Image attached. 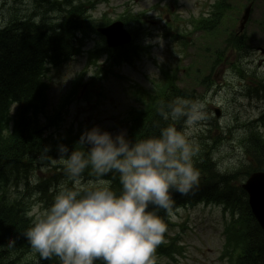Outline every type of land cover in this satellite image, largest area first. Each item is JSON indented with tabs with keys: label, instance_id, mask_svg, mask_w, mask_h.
Segmentation results:
<instances>
[{
	"label": "clouds",
	"instance_id": "clouds-1",
	"mask_svg": "<svg viewBox=\"0 0 264 264\" xmlns=\"http://www.w3.org/2000/svg\"><path fill=\"white\" fill-rule=\"evenodd\" d=\"M150 74L158 77V68ZM156 111L160 119L151 136L129 139L124 130L112 135L93 126L71 151L57 146L66 180L24 232L37 264H156L167 231L157 210L170 214L173 194L187 195L199 185L197 137L209 119L199 98L176 96ZM86 171L94 179L85 180ZM7 244L14 247L15 240Z\"/></svg>",
	"mask_w": 264,
	"mask_h": 264
},
{
	"label": "rangeland",
	"instance_id": "rangeland-1",
	"mask_svg": "<svg viewBox=\"0 0 264 264\" xmlns=\"http://www.w3.org/2000/svg\"><path fill=\"white\" fill-rule=\"evenodd\" d=\"M21 3H14V0H0V28L4 27L9 19L11 14L13 13V9H18L19 15L26 17L25 20H22L23 22H26L27 20L30 21V27L32 28V24L36 22L37 20L33 19L31 20L28 16V12L31 10V4L29 0H21ZM187 1V0H183ZM195 1V0H194ZM150 2H146L144 6L148 5ZM107 14L108 18L111 21H115L116 16L119 14H112L108 7L103 6L101 4L96 11L94 12V16L96 18L101 17L102 15ZM264 14V8L261 10H256L251 15V18L253 20H260L262 19ZM52 17H56L57 14H52ZM39 20L41 21V16H39ZM21 21V20H19ZM254 28V25L252 24L251 29ZM42 30V29H40ZM23 31L18 30L17 33L20 35ZM41 50L44 49L43 45L40 47ZM6 55V53H5ZM155 55L158 58L165 59L164 54L162 53L161 49H158L155 52ZM253 59L255 60V64L259 65V56L253 55ZM5 61V60H4ZM22 61L17 62V69H20V71L23 72V67L26 62L23 63V66L21 67L20 63ZM83 62V59L80 58L76 62L70 61L65 66L61 68L58 74H52L53 81L47 80L49 84V93H48V104L51 106L59 97V95L67 89L70 81L69 79L75 75V73L79 70L80 64ZM2 64V63H0ZM16 65V64H15ZM7 67L8 70L4 72L3 74L0 73V80L9 82H18L22 77V72H19L18 76L15 75V72L12 71L13 64H9ZM147 70H151L150 65L146 66ZM11 72V73H10ZM11 77H9V74ZM7 75V76H6ZM225 81L229 82L231 85L227 87H220L217 91V96L221 99H225L228 101H233L236 95V83H235V77L232 75V73H229L225 77L220 75L218 78L219 85L224 84ZM51 82V83H50ZM121 88L116 86L113 83H110L108 87L106 88L104 92V97L106 99L99 102V106L97 107V111L99 112V117L97 118V121L99 124L107 125L102 126L105 128H109L111 124L107 120L108 114L117 113L120 111L125 110L127 106V98H123L120 94ZM94 110H92L89 107V104L85 105H78L75 107H72L70 110L69 116L66 118V123L70 121H82L85 123H88V118L94 115ZM218 124L222 130H227L228 128L233 127V122L229 117H224L221 120L218 121ZM121 130L117 131L116 133L120 132ZM240 139V138H239ZM227 148L222 147L220 148L219 154L223 155L227 152ZM217 163V162H216ZM38 168V167H37ZM36 168V169H37ZM35 180H39V178H36ZM22 187L20 188V193L16 192L17 190L11 189L10 193L12 197H21V191ZM206 208V207H204ZM182 216L184 213H181ZM219 211L217 208H213L212 206L207 207L206 209L203 208H197L193 211H191L190 215L193 218V220L197 223L198 229L195 232H192L190 234H187L183 241L189 247V249L192 252V255L185 261L183 264H219L217 262V255L220 251V239H219V230H220V221H219ZM175 230L172 231V233ZM162 263H165V261H162Z\"/></svg>",
	"mask_w": 264,
	"mask_h": 264
},
{
	"label": "trees",
	"instance_id": "trees-1",
	"mask_svg": "<svg viewBox=\"0 0 264 264\" xmlns=\"http://www.w3.org/2000/svg\"><path fill=\"white\" fill-rule=\"evenodd\" d=\"M24 23L30 24V21L27 20ZM44 26L45 28L49 27V24L46 22ZM26 29L27 31L21 29L23 32L20 35L16 31L18 29L15 28H13L9 33L0 32V63H2L0 64V73L3 74L4 72H6L9 68L7 66L11 63L13 64L11 72L14 71L15 73H17L20 70L17 69L18 60L22 61L20 63L22 67L23 63L28 61L29 56L33 55L35 52L37 54L42 52L40 47H42V45L43 47H46V42L50 41L47 32H40L42 33L40 36L41 39H36L35 37H32L31 31L28 30V28ZM23 70L26 71L27 67H25ZM10 73L8 74L9 77H11ZM4 82L5 81L0 80V90L4 87ZM8 87L12 88V85L9 82ZM154 132H157V128H155ZM26 142V138H23V142L21 144L19 143L16 147L14 146L11 150H8L4 146L0 145V179L7 178V173L5 174L3 165H7L9 160L21 155L30 148V145L24 144ZM195 163L196 167L201 173V178L210 177L215 180L217 189V180L220 173L218 172L219 169H217L216 163H211L208 157H199L198 155L196 157ZM191 192L195 196H200L203 195L204 190L194 188ZM207 193L209 195L213 194L209 191ZM182 196L183 195L177 193L173 194V199L175 201L174 205L182 200ZM23 229L24 223L20 216L18 217L16 213L10 212L8 209L2 206L0 202V248L8 249L4 251L6 254L10 253V255H13L16 250H18V246L24 245L23 241H21L23 239ZM10 238L15 240L14 247H8L7 241ZM10 255H8L7 257H9ZM261 264H264V261H261Z\"/></svg>",
	"mask_w": 264,
	"mask_h": 264
},
{
	"label": "bare ground",
	"instance_id": "bare-ground-1",
	"mask_svg": "<svg viewBox=\"0 0 264 264\" xmlns=\"http://www.w3.org/2000/svg\"><path fill=\"white\" fill-rule=\"evenodd\" d=\"M214 163H216V162H214ZM216 165H217V169H219V167H218V163H216ZM218 172H219V170H218Z\"/></svg>",
	"mask_w": 264,
	"mask_h": 264
}]
</instances>
